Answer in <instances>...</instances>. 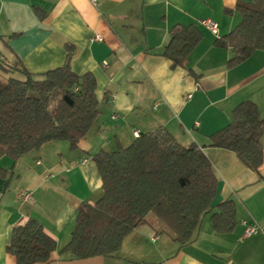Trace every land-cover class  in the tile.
I'll return each mask as SVG.
<instances>
[{
  "label": "crops",
  "instance_id": "crops-1",
  "mask_svg": "<svg viewBox=\"0 0 264 264\" xmlns=\"http://www.w3.org/2000/svg\"><path fill=\"white\" fill-rule=\"evenodd\" d=\"M250 1L0 0L2 58L43 73L61 66L64 44H73L70 67L94 75L99 107L75 149L51 141L16 161L0 156V264H16L6 245L12 228L28 217L56 242L49 260L36 264H264V164L255 172L209 138L231 121L241 101H253L264 119V50L228 68L230 51L214 43L240 21L236 4ZM206 17L217 23V35L199 24ZM175 24H194L202 33L187 67L172 66L162 55ZM95 35L102 39L91 40ZM159 127L181 145L196 144L218 176L214 207L202 216L194 239L180 245L153 216L128 233L113 256L61 253L79 204L102 195L91 155L127 146L133 130ZM261 143L264 148V133ZM25 192L29 200L22 199ZM227 198L234 202L236 224L219 233L210 216ZM252 224L259 228L246 235Z\"/></svg>",
  "mask_w": 264,
  "mask_h": 264
},
{
  "label": "trees",
  "instance_id": "trees-1",
  "mask_svg": "<svg viewBox=\"0 0 264 264\" xmlns=\"http://www.w3.org/2000/svg\"><path fill=\"white\" fill-rule=\"evenodd\" d=\"M236 10L240 21L214 42L230 51L228 68L264 50V0L237 3ZM169 34L162 55L172 66L187 67L201 31L194 24H175ZM64 47L63 64L43 73L29 72L20 60L5 61L0 51V156L16 161L51 141H67L75 149L91 130L99 113L96 79L90 72H73L74 46L65 43ZM263 133L264 119L257 105L244 100L232 110L231 121L210 135V145L234 152L245 167L258 172L264 164ZM91 159L102 195L76 209L70 240L60 250L73 258L113 256L149 213L174 241L187 244L202 216L214 207L218 176L212 163L196 144L181 145L165 128L140 133L127 146L100 150ZM216 208L210 216L213 229L231 231L236 224L233 200L227 198ZM55 247L42 224L28 217L12 228L6 251L16 264H36L47 262Z\"/></svg>",
  "mask_w": 264,
  "mask_h": 264
},
{
  "label": "built area",
  "instance_id": "built-area-1",
  "mask_svg": "<svg viewBox=\"0 0 264 264\" xmlns=\"http://www.w3.org/2000/svg\"><path fill=\"white\" fill-rule=\"evenodd\" d=\"M198 22L201 26L208 29L214 35L218 34V25L213 19L206 17V18L199 19ZM95 39L101 40L102 38L99 35H95L93 38H91V40H95ZM103 63H104V65H106V62H103ZM132 134L134 137H138L140 133L138 130H133ZM21 197L23 200H29L30 199V193L29 192L22 193ZM258 228H259V226L256 224L248 225L245 229V234L246 235L252 234V233L256 232V230Z\"/></svg>",
  "mask_w": 264,
  "mask_h": 264
},
{
  "label": "rangeland",
  "instance_id": "rangeland-1",
  "mask_svg": "<svg viewBox=\"0 0 264 264\" xmlns=\"http://www.w3.org/2000/svg\"><path fill=\"white\" fill-rule=\"evenodd\" d=\"M4 53H5V55L7 56V52L4 51ZM4 60L7 61V58H4ZM10 75L13 76V77H16V78L22 79V76L19 75V74H17V73H12V74H10ZM65 142H67V141H65ZM153 216H154L153 214L149 213V214L147 215V218H152Z\"/></svg>",
  "mask_w": 264,
  "mask_h": 264
}]
</instances>
